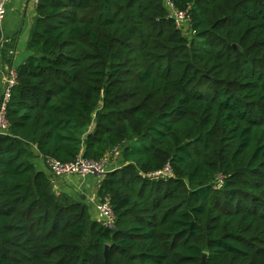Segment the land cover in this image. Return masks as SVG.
I'll return each instance as SVG.
<instances>
[{
  "label": "trees",
  "instance_id": "1",
  "mask_svg": "<svg viewBox=\"0 0 264 264\" xmlns=\"http://www.w3.org/2000/svg\"><path fill=\"white\" fill-rule=\"evenodd\" d=\"M172 1L185 32L164 0H39L0 134V264H264V0ZM34 147H118L112 225Z\"/></svg>",
  "mask_w": 264,
  "mask_h": 264
},
{
  "label": "crops",
  "instance_id": "2",
  "mask_svg": "<svg viewBox=\"0 0 264 264\" xmlns=\"http://www.w3.org/2000/svg\"><path fill=\"white\" fill-rule=\"evenodd\" d=\"M36 6L37 4L29 0H7V15L2 24V39L0 41V100L3 94L4 80L11 67L17 68L30 55L28 44L36 15ZM33 150L35 155L30 158V161L38 170L50 173L45 159L39 155L37 147H34ZM116 165L118 164H112L110 168L118 167ZM101 179L102 175L53 177V186L59 192H66L75 199L85 201L89 206L92 205L90 209L93 217L101 219L95 207L98 200L97 188Z\"/></svg>",
  "mask_w": 264,
  "mask_h": 264
},
{
  "label": "built area",
  "instance_id": "3",
  "mask_svg": "<svg viewBox=\"0 0 264 264\" xmlns=\"http://www.w3.org/2000/svg\"><path fill=\"white\" fill-rule=\"evenodd\" d=\"M33 1L35 4L39 3V0H29ZM167 5L170 17H172L178 27L181 28V24L184 21L190 23V9L180 10L172 0H164ZM7 0H0V27L7 15L6 8ZM17 69L11 67L9 73L4 80L3 94L0 100V134H7L10 121L8 118V107L13 95L14 88L17 84ZM119 150L118 147L114 149V152ZM45 163L49 171L54 177H68V176H80L86 177L88 175H102L107 172L108 159H90L85 156H79L76 160L70 162H61L55 158H44ZM172 173L171 165L167 164L162 170L153 173L152 175H170ZM96 210L107 224L112 225L115 220L114 210L111 205L110 196H106L102 200H98L95 204Z\"/></svg>",
  "mask_w": 264,
  "mask_h": 264
},
{
  "label": "rangeland",
  "instance_id": "4",
  "mask_svg": "<svg viewBox=\"0 0 264 264\" xmlns=\"http://www.w3.org/2000/svg\"><path fill=\"white\" fill-rule=\"evenodd\" d=\"M189 27V22L188 21H184L182 24H181V28L183 29V31L185 32ZM187 34H188V31H187ZM120 150H118L117 152H115V154H113L112 157H110L108 159V163H107V170L110 169V166L112 164H118L116 166H120L119 164L121 163V160H122V157H121V154H120ZM110 156V155H109ZM120 160V161H119ZM69 177V176H68ZM98 201V200H97ZM96 201V202H97ZM90 207L92 208V205H90ZM92 211V210H91Z\"/></svg>",
  "mask_w": 264,
  "mask_h": 264
},
{
  "label": "water",
  "instance_id": "5",
  "mask_svg": "<svg viewBox=\"0 0 264 264\" xmlns=\"http://www.w3.org/2000/svg\"><path fill=\"white\" fill-rule=\"evenodd\" d=\"M108 253H109V246L107 245L106 248H105V252H104L106 263H108ZM205 261H206V255L203 257L202 264H205Z\"/></svg>",
  "mask_w": 264,
  "mask_h": 264
}]
</instances>
